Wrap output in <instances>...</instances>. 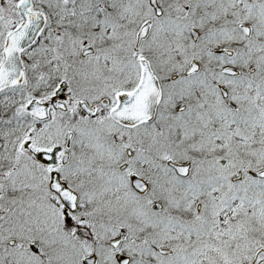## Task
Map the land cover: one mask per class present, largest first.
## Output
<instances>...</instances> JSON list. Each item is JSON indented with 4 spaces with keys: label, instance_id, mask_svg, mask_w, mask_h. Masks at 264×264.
<instances>
[{
    "label": "snow or ice",
    "instance_id": "obj_1",
    "mask_svg": "<svg viewBox=\"0 0 264 264\" xmlns=\"http://www.w3.org/2000/svg\"><path fill=\"white\" fill-rule=\"evenodd\" d=\"M0 264H264V0H0Z\"/></svg>",
    "mask_w": 264,
    "mask_h": 264
}]
</instances>
